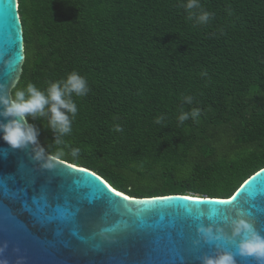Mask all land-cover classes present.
<instances>
[{
  "label": "trees",
  "instance_id": "trees-1",
  "mask_svg": "<svg viewBox=\"0 0 264 264\" xmlns=\"http://www.w3.org/2000/svg\"><path fill=\"white\" fill-rule=\"evenodd\" d=\"M17 2L24 61L11 94L73 70L89 84L62 160L139 197L224 198L264 166V0H200L207 25L184 0ZM196 107L198 119L177 121ZM29 122L54 154L46 121Z\"/></svg>",
  "mask_w": 264,
  "mask_h": 264
},
{
  "label": "water",
  "instance_id": "water-1",
  "mask_svg": "<svg viewBox=\"0 0 264 264\" xmlns=\"http://www.w3.org/2000/svg\"><path fill=\"white\" fill-rule=\"evenodd\" d=\"M10 56L13 67L2 63ZM23 61L18 2L0 0V85L5 94L20 78ZM209 206L233 216L243 209L264 235V166L224 198L129 196L95 172L62 159L46 169L33 159L32 146L12 149L0 139V259L6 264H200V257L217 250L231 251L237 264H257L236 253L235 240L201 239L199 221L186 209L206 215ZM225 231H230L227 226Z\"/></svg>",
  "mask_w": 264,
  "mask_h": 264
},
{
  "label": "clouds",
  "instance_id": "clouds-1",
  "mask_svg": "<svg viewBox=\"0 0 264 264\" xmlns=\"http://www.w3.org/2000/svg\"><path fill=\"white\" fill-rule=\"evenodd\" d=\"M182 7L194 16L195 22L199 25H207L212 17V13L203 8L200 0H184ZM2 63L13 67L15 58L10 56ZM201 75L207 76V73ZM2 87L0 85V117L4 119L0 121V139L12 149L32 146L35 161L41 162L46 169L55 168L56 163L65 157V152L60 146L65 144L64 138L72 134L73 121L78 113L74 97H84L89 93L87 79L73 70L63 79L49 81L45 89H40L29 82L26 86L17 88L14 94H5ZM184 100L191 104L193 97L185 96ZM200 113L201 109L198 107L192 108L190 112L181 111L177 121L183 124L190 118L196 120ZM30 119L46 121L47 127L54 134V144L57 146L54 154H49L44 147L39 146L38 129L29 122ZM161 119L157 117L156 123H160ZM113 130L121 132L123 129L116 124ZM79 152V148L72 149L73 155ZM249 198L255 199V195L250 193ZM186 212L199 221L196 224V232L201 239L207 242L235 240L238 255L251 257L257 264H264V235H261L254 224L246 218L243 209H238L234 216L222 208L213 206L208 207L206 215L200 210L193 213L191 208H187ZM225 226L230 231L226 232ZM237 237L239 239H235ZM3 251L4 248L0 247V253ZM0 264H6V261L0 259ZM200 264H237V262L231 251L217 250L214 255L200 257Z\"/></svg>",
  "mask_w": 264,
  "mask_h": 264
},
{
  "label": "snow or ice",
  "instance_id": "snow-or-ice-1",
  "mask_svg": "<svg viewBox=\"0 0 264 264\" xmlns=\"http://www.w3.org/2000/svg\"><path fill=\"white\" fill-rule=\"evenodd\" d=\"M215 203H219V204H230L229 201H216ZM231 203H233V202H231Z\"/></svg>",
  "mask_w": 264,
  "mask_h": 264
}]
</instances>
